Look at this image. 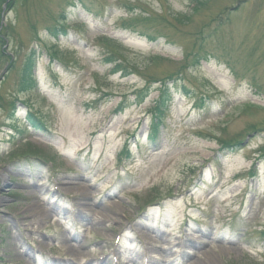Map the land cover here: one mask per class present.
I'll list each match as a JSON object with an SVG mask.
<instances>
[{
  "label": "rangeland",
  "instance_id": "obj_1",
  "mask_svg": "<svg viewBox=\"0 0 264 264\" xmlns=\"http://www.w3.org/2000/svg\"><path fill=\"white\" fill-rule=\"evenodd\" d=\"M201 1L17 0L4 15L0 77L15 61L0 81V264H264V0ZM147 10L154 20L134 22ZM63 12L55 40L47 28ZM105 38L140 73L113 74ZM36 46L38 89L9 122ZM186 58L153 142L158 92L139 106L133 93ZM29 109L46 131L27 128ZM125 144L132 158L120 162ZM22 228L29 257L10 244Z\"/></svg>",
  "mask_w": 264,
  "mask_h": 264
},
{
  "label": "trees",
  "instance_id": "obj_2",
  "mask_svg": "<svg viewBox=\"0 0 264 264\" xmlns=\"http://www.w3.org/2000/svg\"><path fill=\"white\" fill-rule=\"evenodd\" d=\"M7 0H0V59H5L7 58L6 52L3 51V48L6 44V39L9 36V25L8 26H3V18H2V13H3V5L6 3ZM80 0H77L79 2ZM194 2H197L199 4H202L203 2L201 0H193ZM246 0H242L240 2H245ZM76 2V1H73ZM17 4V0H10V2L7 5L6 12L11 11L15 9ZM74 7L76 6L75 3L73 4ZM127 11L129 14H136V7L133 6L132 4H126L125 5ZM66 12H63L60 16V20L55 21L56 25L47 28V32L49 35H51L54 39H59L60 36H65L67 35V20L65 15ZM153 14L147 10V12H140L135 19L134 22H147L154 20ZM177 20V19H176ZM180 22V21H179ZM131 23V22H129ZM126 28H132V27H137L136 25H129L126 26ZM141 27V26H140ZM36 35L35 39L40 40L39 36ZM143 36V34H142ZM151 40H155L154 37H150ZM104 42L108 45L107 49L108 50H113L114 52L108 54L105 57V62L107 64L112 65V73L113 74H118L121 73L123 75V78L130 77L133 75L135 72L140 73L141 70L137 67H127L126 63L124 62L123 56L121 55L122 53L118 50L117 47V42L107 39H104ZM53 55L56 57L57 52H54ZM37 57H38V52H37V47L32 48L31 50L28 51L27 56L25 58V61L23 63L22 69H21V76L20 80L18 82L19 89H18V94L16 95L13 103H11L13 107V113L12 116H14L15 111H16V102H18L20 96L22 94H26L29 92H33L38 89V81L35 75V70L37 67ZM121 58V59H119ZM162 58L159 57H153L150 60V63H154L157 61H161ZM207 59V54L205 55L204 58L197 57L194 65L199 66L200 61ZM11 60V58H10ZM185 65L182 66L176 74H171L167 76L165 79H155V80H145V86L139 90H136L133 93L134 96V102L132 105H142L146 102V100L150 97L154 91L158 92V97L155 101H153V106L150 108V112H152V119H151V129H152V135L156 136L159 133L160 126L163 124L167 113L169 112L170 106H171V101L173 99V93L171 91V86L175 81H180L181 75H183V70H187L190 66L188 65V59H185ZM13 63H11V67H13ZM141 76H143L141 74ZM175 77H179L177 80ZM158 85L157 88L154 89V86ZM126 107H124L123 104L119 105L118 108L115 110V113H122L125 110ZM27 122L29 124V127L34 129L35 131H46V122L42 120V118L37 114L30 112L27 117ZM253 127L252 129H254ZM252 133H255V131H252ZM155 139V138H153ZM242 143L241 142H236V141H227L223 144L222 150H235L238 147H241ZM29 155H34L36 157H40L39 153H42L40 149L35 147L32 144L28 145V149L26 151ZM25 153V154H26ZM126 155L128 157L131 156L128 150L125 151ZM45 159L47 156H43Z\"/></svg>",
  "mask_w": 264,
  "mask_h": 264
},
{
  "label": "bare ground",
  "instance_id": "obj_3",
  "mask_svg": "<svg viewBox=\"0 0 264 264\" xmlns=\"http://www.w3.org/2000/svg\"><path fill=\"white\" fill-rule=\"evenodd\" d=\"M29 230H31V228H22V231H20L17 236L12 237V238L10 237L11 246L13 248L15 247V245L19 247V249L16 252V254H18V256H25V257H29L30 256V252L28 250L25 249L23 252L21 251L23 246L21 247L20 246L21 243L19 242V238H22L23 234L29 232ZM39 246L41 248L40 244H39Z\"/></svg>",
  "mask_w": 264,
  "mask_h": 264
}]
</instances>
